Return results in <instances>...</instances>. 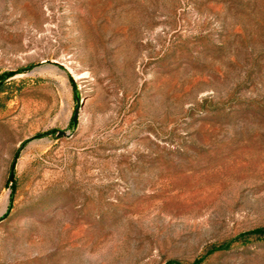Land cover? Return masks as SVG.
I'll return each instance as SVG.
<instances>
[{
	"label": "rangeland",
	"instance_id": "rangeland-1",
	"mask_svg": "<svg viewBox=\"0 0 264 264\" xmlns=\"http://www.w3.org/2000/svg\"><path fill=\"white\" fill-rule=\"evenodd\" d=\"M10 73L0 264H264V0H0Z\"/></svg>",
	"mask_w": 264,
	"mask_h": 264
},
{
	"label": "water",
	"instance_id": "water-1",
	"mask_svg": "<svg viewBox=\"0 0 264 264\" xmlns=\"http://www.w3.org/2000/svg\"><path fill=\"white\" fill-rule=\"evenodd\" d=\"M77 118H78V109L76 110L74 116H73V122L76 123L77 122ZM58 135H61V136H65L67 135L65 131H58L57 133ZM15 166H16V159L14 160V162L12 163V166H11V171H10V176H9V182L10 184L13 183L14 181V175H15ZM3 219V217L0 218V221Z\"/></svg>",
	"mask_w": 264,
	"mask_h": 264
},
{
	"label": "trees",
	"instance_id": "trees-1",
	"mask_svg": "<svg viewBox=\"0 0 264 264\" xmlns=\"http://www.w3.org/2000/svg\"><path fill=\"white\" fill-rule=\"evenodd\" d=\"M8 75H9L8 77L6 76L2 80H0V86L4 83L5 79L9 78L12 74L10 73ZM9 186L12 188V195H13L15 188H16V184L13 182L12 184H9ZM255 233L259 235H264V228L256 230ZM175 264H178V263H175Z\"/></svg>",
	"mask_w": 264,
	"mask_h": 264
}]
</instances>
